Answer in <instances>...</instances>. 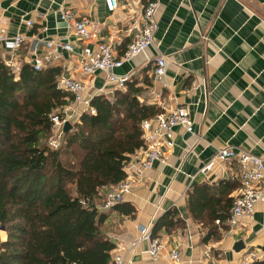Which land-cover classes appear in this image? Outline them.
Returning a JSON list of instances; mask_svg holds the SVG:
<instances>
[{
  "label": "crops",
  "instance_id": "crops-1",
  "mask_svg": "<svg viewBox=\"0 0 264 264\" xmlns=\"http://www.w3.org/2000/svg\"><path fill=\"white\" fill-rule=\"evenodd\" d=\"M119 1V9L110 13L104 0H0V28L12 37L19 33L25 37L19 51L2 49L0 62L14 57L18 80L25 65L32 67L34 54L43 53L42 41H73L76 53L65 52L64 60L53 67L61 68V76L84 80L88 96L103 90L111 98L115 88L107 84L104 73L93 78L81 75L83 43L66 29L61 10L90 22L94 37L88 44L94 49L97 43H106L122 57L142 29L143 8L149 0ZM159 4L154 45L115 73L137 81L140 101L161 113L185 108L194 123L193 134L176 127L167 166L156 163L146 173L144 185L125 195L123 202L136 208L135 216L110 213L103 231L116 245L112 258L120 254L126 264H168L152 262L149 243L140 242V230L153 231L159 218L176 208L186 227L163 232L159 238L167 249L180 250L184 264L263 261L264 201L256 205L252 219L242 221L233 232L220 230L222 239L206 245L202 244L206 229L191 217L188 199L194 187L203 183L211 187L228 183L236 187L230 195L235 197L240 189L238 162L217 163L207 175L199 173L222 148L233 147L264 163V0H159ZM29 20L34 22L31 28L26 25ZM159 56L166 57L168 70L155 81L154 61ZM107 188L101 190L103 198ZM6 238L0 228V242ZM240 241L245 248L236 252ZM251 254L257 259L252 260Z\"/></svg>",
  "mask_w": 264,
  "mask_h": 264
},
{
  "label": "trees",
  "instance_id": "trees-1",
  "mask_svg": "<svg viewBox=\"0 0 264 264\" xmlns=\"http://www.w3.org/2000/svg\"><path fill=\"white\" fill-rule=\"evenodd\" d=\"M61 75L59 67L35 71L25 65L17 80L0 62V228L7 234L0 242V264H113L116 245L103 227L110 213H137L127 202L102 210L100 193L127 178L125 167L144 145L142 123L161 110L141 102V88L129 81L111 98L96 95L95 114L84 112L53 149L46 143L54 134L52 117L72 101L57 85ZM235 188L203 183L190 193L191 217L206 229L202 244L230 230ZM185 227L174 208L152 233L159 238Z\"/></svg>",
  "mask_w": 264,
  "mask_h": 264
},
{
  "label": "built area",
  "instance_id": "built-area-1",
  "mask_svg": "<svg viewBox=\"0 0 264 264\" xmlns=\"http://www.w3.org/2000/svg\"><path fill=\"white\" fill-rule=\"evenodd\" d=\"M110 13H114L120 7L119 0H104ZM159 0H149L143 8V26L134 36L133 42L122 57H118L111 45L106 43H97L95 49L88 44L94 37L90 30V22L86 19H78L72 11L61 10V19L65 23L68 31H71L76 40L83 43L80 49V72L84 78H93L98 73L106 75V82L114 86L116 90H125L126 84L131 80L130 76H120L115 71L125 63L131 62L136 57L144 54L155 43V35L158 31V22L156 15L159 10ZM26 25L31 28L34 22L26 21ZM25 41L23 34L19 33L10 36L6 29L0 28V61L2 60V49L15 52L22 48ZM43 53H35L32 68L35 71H42L64 60V53H76V45L73 41L62 40H44L41 42ZM154 79L155 81L163 79L168 70V61L166 57L159 56L155 59ZM6 66L14 73L18 68L14 57L6 61ZM59 89L67 92L72 101L68 106L61 110L59 115L52 117L53 130H59L60 135L56 140L51 141V148L58 149L64 136V125L66 122L75 120L76 117L88 111L95 114L91 108L92 99L99 94L106 95L103 90L96 95L88 96L89 89L87 83L82 79H75L70 76H60L57 79ZM113 94V93H112ZM80 108L84 109L83 111ZM194 123L185 108H176L167 113H161L152 120H146L142 123L143 147L137 151L125 167L127 178L120 184L107 188L102 210H110L114 205L122 203L125 195L133 193L137 186L144 185L146 173L152 171L156 163L167 166V151L172 149L174 144V129L183 127L188 133L193 134ZM238 162L241 168L240 183L241 187L234 197L233 207L230 211V217L227 222L230 232L237 228L244 221L252 219L256 205L264 201V163L263 160L255 155L246 152H237L233 147H225L218 151L216 156L206 164L200 171V174L207 175L217 163ZM181 172L180 169H178ZM196 176H192L195 180ZM220 224V221H217ZM141 232V241L149 243V256L152 262L166 261L168 264H184L182 254L178 248L167 249V243L161 238L154 237L151 230L143 228ZM209 252V253H208ZM206 253L207 258H211L209 250ZM252 260L257 257L250 255ZM113 264H126V258L123 255H115Z\"/></svg>",
  "mask_w": 264,
  "mask_h": 264
},
{
  "label": "water",
  "instance_id": "water-1",
  "mask_svg": "<svg viewBox=\"0 0 264 264\" xmlns=\"http://www.w3.org/2000/svg\"><path fill=\"white\" fill-rule=\"evenodd\" d=\"M71 129H72V125L70 123H66L64 126V130H63L64 134L65 135L68 134ZM244 248H245L244 242L240 241V242L236 243L234 250L236 252H240Z\"/></svg>",
  "mask_w": 264,
  "mask_h": 264
},
{
  "label": "rangeland",
  "instance_id": "rangeland-1",
  "mask_svg": "<svg viewBox=\"0 0 264 264\" xmlns=\"http://www.w3.org/2000/svg\"><path fill=\"white\" fill-rule=\"evenodd\" d=\"M80 110L81 111H83L84 109H82V108H80ZM79 118L80 117H76V119L73 121V120H71V121H69V122H66V123H70L71 125H72V127L75 125V123L79 120ZM65 123V124H66ZM65 126V125H64ZM71 131V130H70ZM64 134V133H63ZM60 135V131L59 130H56V131H54V134H53V137L50 139V140H48L46 143L49 145V147H52L50 144H51V141H53V140H56L57 138H58V136ZM65 135V134H64ZM64 138V136L62 137V139ZM62 141V140H61ZM61 144H62V142H61ZM4 229V228H3Z\"/></svg>",
  "mask_w": 264,
  "mask_h": 264
}]
</instances>
